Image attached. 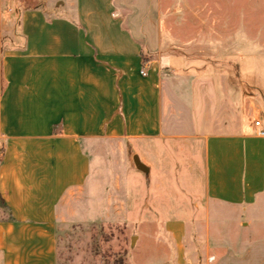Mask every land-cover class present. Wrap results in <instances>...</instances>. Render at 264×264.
<instances>
[{
	"label": "crops",
	"instance_id": "1",
	"mask_svg": "<svg viewBox=\"0 0 264 264\" xmlns=\"http://www.w3.org/2000/svg\"><path fill=\"white\" fill-rule=\"evenodd\" d=\"M120 2L0 0V264H57L60 224L99 220L140 224V264H264V236L240 230L264 224L257 95L196 37L166 52L136 34ZM177 71L189 102L164 98Z\"/></svg>",
	"mask_w": 264,
	"mask_h": 264
},
{
	"label": "rangeland",
	"instance_id": "2",
	"mask_svg": "<svg viewBox=\"0 0 264 264\" xmlns=\"http://www.w3.org/2000/svg\"><path fill=\"white\" fill-rule=\"evenodd\" d=\"M131 5L120 2L128 15L133 31L143 37L138 23L152 44L162 40L166 52H181L188 39L201 41L199 51L205 52L206 67L212 70L234 71L241 77H227L230 81L241 80L242 86L258 97L264 112V0H128ZM178 44V45H177ZM205 45V48H203ZM154 46V45H153ZM152 46V47H153ZM226 53V59H217L218 50ZM212 55V57H211ZM214 56V57H213ZM217 57L216 59H213ZM178 64L184 61L173 58ZM199 64H203L202 61ZM219 84L221 78H209ZM185 77L179 71L175 76H164V98L172 86L184 89ZM181 92V91H180ZM178 91V93H180ZM187 92V89H186ZM182 90L180 97L189 102ZM168 103L164 99V116L168 119ZM261 119V117L256 118ZM105 154V148H99ZM105 157V156H104ZM177 157V156H176ZM182 157L178 154V158ZM97 158H95V161ZM111 166L100 174L102 184L114 181ZM140 182L141 179L137 178ZM257 235L246 237L245 226L241 227L244 239L264 236V224H256ZM140 224L93 222H65L58 229L57 264H140L154 257L148 251L153 243L143 238V247H136V233ZM234 238L232 232L229 234ZM134 240V242H133ZM134 243V244H133ZM210 260L214 259L211 255ZM150 260V259H149Z\"/></svg>",
	"mask_w": 264,
	"mask_h": 264
},
{
	"label": "water",
	"instance_id": "3",
	"mask_svg": "<svg viewBox=\"0 0 264 264\" xmlns=\"http://www.w3.org/2000/svg\"><path fill=\"white\" fill-rule=\"evenodd\" d=\"M134 160H135V163H136L138 168H140L141 170L146 169L145 165L140 161L138 155H135ZM133 242H134V240H133Z\"/></svg>",
	"mask_w": 264,
	"mask_h": 264
},
{
	"label": "built area",
	"instance_id": "4",
	"mask_svg": "<svg viewBox=\"0 0 264 264\" xmlns=\"http://www.w3.org/2000/svg\"><path fill=\"white\" fill-rule=\"evenodd\" d=\"M143 73H144V74L146 73V70H145V69L143 70ZM255 124L259 127V131H258L259 134L264 136V128H261L260 121L257 120V121L255 122Z\"/></svg>",
	"mask_w": 264,
	"mask_h": 264
},
{
	"label": "trees",
	"instance_id": "5",
	"mask_svg": "<svg viewBox=\"0 0 264 264\" xmlns=\"http://www.w3.org/2000/svg\"><path fill=\"white\" fill-rule=\"evenodd\" d=\"M1 203H2V205H3V200H1Z\"/></svg>",
	"mask_w": 264,
	"mask_h": 264
}]
</instances>
